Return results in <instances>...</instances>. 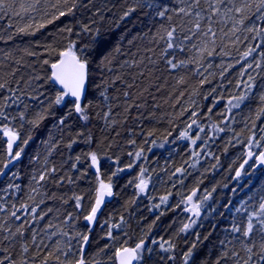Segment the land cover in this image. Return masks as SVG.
Returning a JSON list of instances; mask_svg holds the SVG:
<instances>
[{
    "label": "trees",
    "instance_id": "1",
    "mask_svg": "<svg viewBox=\"0 0 264 264\" xmlns=\"http://www.w3.org/2000/svg\"><path fill=\"white\" fill-rule=\"evenodd\" d=\"M157 3L170 10L186 6L182 0ZM75 4L71 14L52 23H47L52 9L42 21L43 13H33L32 21L28 15L0 12V80L9 81L13 89L0 90V111L9 117H0V128L7 125L18 134L13 153L23 149L13 162L0 131V225L5 229L0 231V258L43 264L44 257L54 252L48 264L74 261L78 256L65 257L63 252L70 246L72 253H78L81 234L89 237L87 264H117L118 249L135 248L141 241L152 251L142 253L137 264H184L183 255L190 249L194 256L189 264H215L225 248L239 251V234L231 229L243 228L248 213L258 210L264 198V169L251 163L236 178L248 150L256 149L264 137L260 111L264 103L259 99L264 95V33L246 30L264 28V21L253 17L236 25L239 31L233 34L231 20L213 16L215 44L209 42L201 51L207 39L202 31L209 27L207 11L200 21L202 31H197L194 16L181 18L169 11L172 19H161L155 10L138 6V0H75ZM133 7L136 11L122 19L123 12ZM16 10L20 11L18 6ZM29 22L34 27L28 34L18 31ZM41 22L46 27L36 30ZM85 26L90 30L84 31ZM172 27L177 28L178 47L164 56L167 41L160 37ZM186 35L191 39L185 40ZM69 44L88 60L89 83L82 104L87 121L75 112L69 97L55 104L61 90L49 79L51 63ZM249 47L255 50L245 58ZM97 50L109 56L107 68L99 67ZM168 58L185 63L170 69ZM249 83L254 87L248 89ZM245 94L239 107L234 106L236 97ZM40 116L45 118L39 120ZM61 117H67L64 126L57 123ZM32 120H39V127L29 123ZM262 151L264 147L256 149ZM41 174H46L44 181L39 180ZM144 175L150 188L141 192L137 185ZM101 182L111 183L114 195L90 231L85 216L95 206ZM193 192L204 203L197 218L187 204ZM77 196L82 197L79 208ZM185 225L190 227L182 231ZM18 227L24 235L12 236ZM25 244L27 253L22 251ZM57 245L62 252H56ZM226 264L234 262L229 259Z\"/></svg>",
    "mask_w": 264,
    "mask_h": 264
},
{
    "label": "snow or ice",
    "instance_id": "2",
    "mask_svg": "<svg viewBox=\"0 0 264 264\" xmlns=\"http://www.w3.org/2000/svg\"><path fill=\"white\" fill-rule=\"evenodd\" d=\"M182 2L186 4L185 7L171 10L168 7L163 6L162 4L157 3V0H138V6H140L141 8H147L149 10H155V16H158L161 19L166 18L168 20H171L172 16L167 15L169 11L174 12L177 17L181 18L194 16L195 19L193 23L197 31H202L200 21L204 18L203 13L205 11L209 12L210 15L207 18L209 27L206 31H202V35L207 39L204 41V48H202L201 51L207 48L209 42L211 44H215V40L213 39V37L216 36V32L213 31L212 27L210 26L213 23V16L224 17L225 22L231 20L233 23V28L231 29L233 34L239 31L236 25H243L246 20H251L253 17H256V19L260 21H264V0H203V3L202 0H190V2L189 0H182ZM204 4H207V8H204ZM17 6L19 7L20 11L16 10ZM75 6V0H71V2L70 0H55V3H52L51 0H19L18 3L17 0H12L11 3H9V0H0V12H11L13 15L21 16L22 18L23 15H28L30 16L32 21L36 20V16L32 15L33 13H43V15L40 17L42 21L45 17L48 16L49 9H52L54 10L52 19H49L47 23H52L54 22V20L60 19V17L71 14ZM135 11L136 8L134 7L128 8L123 12L121 18H127ZM96 14L99 15V10H97ZM33 27V23L29 22L25 26L20 27L18 31L28 34L29 29ZM43 27H46V24L42 22L35 25L36 30H39ZM89 30L90 29L87 26L84 27V31L87 32ZM246 30L249 32H255L257 35L264 33V28H257L255 26L247 28ZM68 31L71 32L72 30L68 29ZM176 31V27H172L170 29L166 28L164 29V35L160 37V39H166L167 41V47L163 50L164 56H168L169 50L176 49L178 47L175 44ZM188 31L192 32V29L190 28L188 29ZM97 33H99V29H97ZM31 34H34V32ZM193 35H195L194 32ZM9 39H11V36H9ZM184 39L190 40L191 36L186 35L184 36ZM256 47H260V45L258 44L256 45ZM254 50V48L249 47L248 51L244 53L245 58L250 56ZM179 51H184V48L180 47ZM29 54L34 55V53ZM96 54L100 60L99 67L101 69L107 68L108 64L111 63L109 56L99 50H97ZM209 55H211V52H209ZM261 55L264 56V52H262ZM58 56L59 60L57 62L51 63L50 65L52 72L49 77L51 81L58 84L62 89V91L56 96L55 104L60 105L65 100V97H72V103L74 105L75 112L80 115L81 119L87 121V108L82 106L81 101L86 90V83L88 79V60L82 58L81 55H78L77 52L73 51L72 44H69L67 49L59 51ZM16 63H19V61H17ZM43 63L48 64L49 61L44 60ZM166 63L170 67V69H176L185 62L180 61L178 64L173 62V58H168ZM260 66V63L257 62L256 67L259 68ZM248 67L251 68L252 65L249 64ZM11 75L15 76V71H13ZM36 79L40 78L36 77ZM254 79V77H249V80ZM246 87L248 89H251L252 87H254V84L249 83ZM2 89H7L10 92L13 91V89L9 86V81L7 80H0V90ZM101 95L105 96V93L102 91ZM127 95L128 93H125V96ZM106 98L107 97L105 96V99ZM246 98V94L236 97L238 103L234 106L239 107L240 102H243ZM9 99H11V97ZM259 99L262 103H264V95H261ZM229 103H231V101H229ZM7 106L8 105H5V107ZM260 111L264 113V107H262ZM69 115H71V112H69ZM0 117L5 120L9 119V117L3 111H0ZM44 118V116H40L39 120H42ZM20 119L24 120L23 113H20ZM66 119L67 117H61L57 121L58 125L64 126ZM39 120H32L29 121V123H32L35 127H39ZM0 131H2L4 135L8 137V155L12 157V159H19L20 153L21 151H23V149H20L19 151L13 153V144L19 138L18 134L7 125H4L2 128H0ZM261 131H264V129H261ZM28 139H31V136H29ZM89 139L91 138L89 137ZM261 139H264V137H261ZM25 143H27V141H25ZM72 143H74V141L69 143V148H71ZM193 143H195V141H193ZM256 146L259 147L260 145L257 144ZM249 147H251V145ZM136 155L138 157L140 154L136 153ZM247 155L249 159L255 156L256 160H258L260 164H264V151L260 152L259 154L249 151ZM77 159H79V157H77ZM91 161L93 166H96L98 164V159L95 152L91 153ZM244 163L247 164L248 161L245 160ZM4 167H7V165H4ZM242 167L243 165H241V168ZM55 171V169H52L51 173H55ZM118 171L120 170L118 169ZM177 171L182 170L177 169ZM45 175L46 174H41L39 180L44 181ZM113 175H116V173H113ZM240 175L241 172L237 171L236 176L239 177ZM146 186L147 181L144 179H141L140 183L137 185L141 192L145 190ZM105 194L108 196L113 195L112 184H104L103 182H101V189L95 202V206L91 208L90 214L85 216L86 221L92 222L95 220L97 212L100 209L102 197ZM193 195H195V192H193ZM205 198L207 199L208 197ZM81 199L82 197H75L77 208L81 206ZM188 199L191 200L192 197L190 196L188 197ZM166 200V196L162 197L161 203L165 202ZM33 211L35 210L33 209ZM237 211H240V209H237ZM245 211H247V209H245ZM12 216L16 217V219H20V217L16 216L15 212L12 213ZM40 218L43 219V217ZM189 227L190 225H185L182 231L188 229ZM4 230V226L0 225V231ZM8 231L11 233V229H8ZM231 231L232 233L239 234V236L237 237V242L239 244L240 250L236 251L235 248H225L221 256L215 261V264H221V261H224L226 264L229 259H232L234 264H262V262H264V198H262L259 202L258 210H254L248 213L246 225L243 228L239 226H233ZM16 234L23 236L24 232L18 227L16 233H11L12 236H15ZM65 235H67V233H65ZM3 239L9 240V236H5ZM205 239H207V237H205ZM80 240L82 241V245L78 253H72L70 246L68 247L67 252H63V255L65 257H68L69 254H71L73 256H78V258L74 261L72 259H66L65 261H61L60 264H87V261L83 255V246L88 244L89 237L87 235L81 234ZM33 243L35 244V233H33ZM153 243H155V241H153ZM221 243L224 244L223 241ZM228 243L231 244L233 243V241L229 240ZM195 247L196 245L193 244L192 248L194 249ZM22 251L24 253H27L29 251L26 244L23 246ZM62 251L63 250L59 247V245H57L56 252ZM151 251L152 250L150 248H147L145 246L144 241H141V243L137 244L135 248L118 249L116 252L118 264H132V261L140 260L142 258V253L148 252L150 254ZM165 251H168V249H165ZM241 253H243V255H241ZM54 255V252H49L47 256L44 257L43 264H48V260ZM193 256L194 252L191 249L184 253V264H189V261L193 260ZM170 258L174 259V257ZM33 259H35V257H33ZM56 259L59 260V257L57 256ZM6 260L8 264H16L15 260H13L12 257L0 258V264H5ZM23 264H27V261H24ZM193 264H195L194 261Z\"/></svg>",
    "mask_w": 264,
    "mask_h": 264
},
{
    "label": "water",
    "instance_id": "3",
    "mask_svg": "<svg viewBox=\"0 0 264 264\" xmlns=\"http://www.w3.org/2000/svg\"><path fill=\"white\" fill-rule=\"evenodd\" d=\"M51 72H52V69H51ZM52 83H53L54 85H56L57 88L60 89V90L62 91V89L60 88V86H59L58 84H56V83L53 82V81H52ZM88 83H89V80L87 79L86 90H85L84 96L82 97V101H81L82 104L84 103L85 98H86L87 89H88ZM69 98L73 100L72 97H69ZM6 140H7V142H8V137H7V136H6ZM19 140H20V139L18 138V139L15 141V143L13 144V152H14L15 148L18 146V144H19ZM7 146H8V144H7ZM249 151H251V152H253V153H256V152H254L253 150H248V152H249ZM248 152H247V154H248ZM256 154H259V153H256ZM9 158L11 159L12 157L9 156ZM16 160H17V159H15L13 162H16ZM245 160H247L248 163L245 164V163L243 162V163L241 164V165H243V167L241 168V166H240L239 169H238V171L241 172V175H240L239 177L236 176V178H240V177L242 176V174H243L245 168H246V167H247L252 161H255V167H256V169H264V164H260L259 161L256 160L255 156H253L251 159H249V158H248V155H247L246 158H245ZM245 160H244V161H245ZM112 191H113V195H114V190L112 189ZM113 195H111V196H108V195H106V194L103 195V197H102V202H101V204H100V209H99V211L97 212V215H96L95 220L92 221V222H88V221H86V223H87L88 226L90 227V231H93V229H94V227H95V225H96V222H97V219H98V216H99V213H100L101 209L104 207V205H105L107 202H110V201H111V199L113 198ZM86 247H87V245H85L84 248H83V255L85 254ZM116 263L118 264V258H117V256H116ZM132 264H135V260L132 261Z\"/></svg>",
    "mask_w": 264,
    "mask_h": 264
},
{
    "label": "rangeland",
    "instance_id": "4",
    "mask_svg": "<svg viewBox=\"0 0 264 264\" xmlns=\"http://www.w3.org/2000/svg\"><path fill=\"white\" fill-rule=\"evenodd\" d=\"M5 137H6V135H5ZM258 144L260 145L259 148L264 147V146H262V144H264V139H260L258 141ZM259 148L257 147L256 149H259ZM250 149H253V148L251 147ZM256 149H254V151H256ZM261 149H263V148H261ZM142 178L147 181L146 188H148V187L150 188V181H149L148 177H146L144 175ZM187 204L191 207L190 210L192 211L194 217H196V218L199 217V214H201V208L204 204L202 201V198H200V197L197 198L195 195H193L191 200L188 199ZM197 213H199V214H197ZM138 261L139 260H135V264H137Z\"/></svg>",
    "mask_w": 264,
    "mask_h": 264
}]
</instances>
